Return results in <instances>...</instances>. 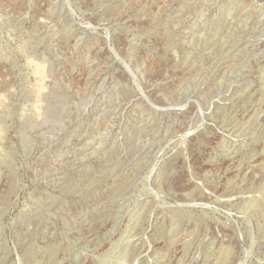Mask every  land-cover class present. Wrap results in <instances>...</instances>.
Segmentation results:
<instances>
[{
  "label": "rangeland",
  "instance_id": "obj_1",
  "mask_svg": "<svg viewBox=\"0 0 264 264\" xmlns=\"http://www.w3.org/2000/svg\"><path fill=\"white\" fill-rule=\"evenodd\" d=\"M0 264H264V0H0Z\"/></svg>",
  "mask_w": 264,
  "mask_h": 264
}]
</instances>
